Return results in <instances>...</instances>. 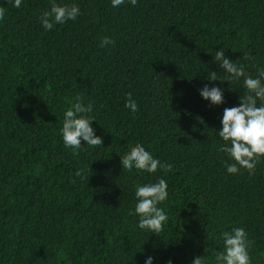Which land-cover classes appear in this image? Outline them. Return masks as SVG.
Masks as SVG:
<instances>
[{
  "label": "trees",
  "instance_id": "16d2710c",
  "mask_svg": "<svg viewBox=\"0 0 264 264\" xmlns=\"http://www.w3.org/2000/svg\"><path fill=\"white\" fill-rule=\"evenodd\" d=\"M13 3L0 0V264H215L222 233L237 227L254 241L250 264H264V159L251 176L229 174L219 150L243 78L207 79L226 76L220 49L253 77L264 68V0H56L81 14L51 30L41 23L51 0ZM103 37L114 45L101 47ZM205 86L224 102L204 100ZM76 96L92 104L103 143L81 140L74 155L60 129ZM136 144L172 170H123ZM160 178L168 220L154 234L129 213L135 188Z\"/></svg>",
  "mask_w": 264,
  "mask_h": 264
},
{
  "label": "clouds",
  "instance_id": "9594fccd",
  "mask_svg": "<svg viewBox=\"0 0 264 264\" xmlns=\"http://www.w3.org/2000/svg\"><path fill=\"white\" fill-rule=\"evenodd\" d=\"M132 6L137 4V0H129ZM113 7H119L125 0H111ZM22 0H14L13 6L19 8ZM5 8L0 7V20L5 17ZM77 5H58L56 0H51L50 10H45L41 14V23L45 30H51L57 24H64L67 21H75L80 15ZM114 41L108 37H103L101 47L109 44L114 45ZM252 59L247 53H243L242 60ZM232 62L226 57L225 51L220 49L214 55V62L221 66L226 74L219 77L216 72H209L208 80H217L230 83L231 80L240 81L243 78V87L246 89L240 97L238 107L225 108L222 118V130L218 132L219 138L224 141L220 151L227 154L232 163L225 164L229 174H237L240 169L246 170L249 175H253L257 164L264 159V68L258 69L253 77L246 71L244 64ZM201 97L210 101L212 105H220L224 102L222 89L205 86L199 90ZM75 102L64 113L62 128L60 129L65 147L71 148L73 154L77 155L81 148V140L87 146H102V138L96 136L91 122L95 121L90 117L92 104L84 105L82 97L76 96ZM125 107L135 113L138 111L136 102L128 94ZM120 162L123 170L132 172L136 169L139 172L154 174L158 169L165 173L172 170V165L161 164V161L154 158L141 144L131 147L122 157ZM81 175L80 171L76 172ZM168 184L163 178L155 183H149L135 188V198L137 203L134 213L139 217L138 228L149 230L158 234L163 230V225L167 222L168 216L164 209L158 205L168 199ZM224 250L215 253V264H250L248 254L249 248L254 241L248 238V234L243 227L233 228L231 232L222 233ZM145 264H153V257L148 256ZM171 264V261H169ZM192 264H205V257L194 258Z\"/></svg>",
  "mask_w": 264,
  "mask_h": 264
}]
</instances>
